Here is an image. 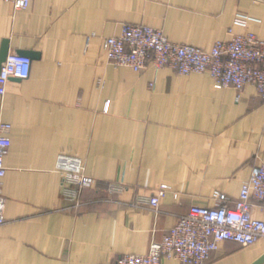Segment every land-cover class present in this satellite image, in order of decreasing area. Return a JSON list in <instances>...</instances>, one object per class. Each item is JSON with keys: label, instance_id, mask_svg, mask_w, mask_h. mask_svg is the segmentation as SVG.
Instances as JSON below:
<instances>
[{"label": "crops", "instance_id": "0c3cea01", "mask_svg": "<svg viewBox=\"0 0 264 264\" xmlns=\"http://www.w3.org/2000/svg\"><path fill=\"white\" fill-rule=\"evenodd\" d=\"M237 14L264 36V0H30L24 10L0 0V56L37 55L29 76L11 78L0 95V121L11 125L0 264H116L146 253L191 204L211 206L216 192L237 199L264 163V101L254 88L217 89L206 72L113 68L103 49L131 23L209 50L229 29L243 31ZM59 154L82 159L98 180L79 207L61 197ZM107 182L123 189L109 193ZM163 184L170 189L157 212L137 202ZM263 254L264 238L223 241L205 264H251Z\"/></svg>", "mask_w": 264, "mask_h": 264}, {"label": "built area", "instance_id": "2783aa9c", "mask_svg": "<svg viewBox=\"0 0 264 264\" xmlns=\"http://www.w3.org/2000/svg\"><path fill=\"white\" fill-rule=\"evenodd\" d=\"M15 10L28 8L30 0H4ZM251 18L237 14L234 23L243 31L228 30L229 38L217 40L209 50L169 40L163 31L147 25L122 23L117 35L103 39V49L109 65L139 73L153 68L171 69L178 75L208 73L217 89L233 88L240 92L251 85L264 101V36L248 29ZM94 34H92L93 36ZM31 60L18 53H10L0 65V95L11 78L29 76ZM11 125L0 121V227L4 224L1 195L6 173L4 158L11 144ZM56 170L62 174L61 197L76 207L82 205L84 190L98 184V180L84 172L82 159L66 154L56 158ZM109 193L120 192L122 182L104 183ZM170 186L161 185L155 194L138 199L158 211L159 202ZM211 206L191 204L186 214L177 217L174 226L154 240L144 254L121 255L116 264H161L162 259L182 264H205L223 241L250 246L264 238V221L253 217L254 202L264 207V163L254 166L247 180L241 183L236 200L229 202L221 192L215 193Z\"/></svg>", "mask_w": 264, "mask_h": 264}, {"label": "water", "instance_id": "95a60500", "mask_svg": "<svg viewBox=\"0 0 264 264\" xmlns=\"http://www.w3.org/2000/svg\"><path fill=\"white\" fill-rule=\"evenodd\" d=\"M18 54L27 56V57L30 58V60H32L33 58H36L37 57V55L35 53H32V52H19ZM6 56H7V51L4 50L1 53V56H0V65L5 60ZM262 262H264V254L262 256H260L257 260H255L251 264H261Z\"/></svg>", "mask_w": 264, "mask_h": 264}]
</instances>
